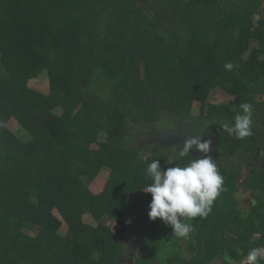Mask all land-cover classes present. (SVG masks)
<instances>
[{
  "label": "trees",
  "instance_id": "16d2710c",
  "mask_svg": "<svg viewBox=\"0 0 264 264\" xmlns=\"http://www.w3.org/2000/svg\"><path fill=\"white\" fill-rule=\"evenodd\" d=\"M263 3L0 0V264H210L221 255L230 256L221 264H232L261 247L264 23L252 26L248 16H259ZM252 38L259 45L236 66ZM42 71L47 93L27 85ZM216 89L228 96L224 117L209 101ZM243 102L252 105L253 123L251 135L237 138L219 122H234ZM164 113L188 125L172 140L176 154L188 135L211 140L208 155L224 177L211 212L187 221L186 238L147 214L119 238L109 225L84 221L120 203L131 208L151 183L153 158L169 166L166 153L143 159L140 147L129 145L153 134ZM12 117L29 140L6 126ZM102 168L107 184L94 193L89 186ZM239 180L254 192L248 212L234 196Z\"/></svg>",
  "mask_w": 264,
  "mask_h": 264
},
{
  "label": "clouds",
  "instance_id": "9594fccd",
  "mask_svg": "<svg viewBox=\"0 0 264 264\" xmlns=\"http://www.w3.org/2000/svg\"><path fill=\"white\" fill-rule=\"evenodd\" d=\"M224 67L231 70L233 66L227 63ZM239 109L234 122L220 121L219 127L237 138H245L251 135L253 108L250 103L243 102ZM202 135H188L176 155L168 157L167 160L163 159L171 167L162 168L161 158H153L146 169V176L151 183L141 188L151 194L148 218H159L171 226L178 238L188 237L192 225L187 221L197 216L206 217L223 191L224 177L213 157L208 155L211 151V140H202ZM193 149L202 155L193 156ZM190 156L186 163H182ZM261 247L251 248L241 258H244V264H261L264 260V250Z\"/></svg>",
  "mask_w": 264,
  "mask_h": 264
},
{
  "label": "rangeland",
  "instance_id": "374dc122",
  "mask_svg": "<svg viewBox=\"0 0 264 264\" xmlns=\"http://www.w3.org/2000/svg\"><path fill=\"white\" fill-rule=\"evenodd\" d=\"M244 15V13H243ZM248 22L250 25L254 26L258 22L264 23V3L260 7V15H251L248 16ZM32 31H34L33 28H30ZM250 48L249 50L241 56L238 61L236 62V66H239L244 59L247 57V55L250 52V49L252 47H256L259 45V41L257 39H250ZM215 44L213 40L208 41V45ZM27 85L31 88H34L35 90L47 93L49 90V82H48V75L46 71H42L37 77L30 78L27 82ZM228 96L222 93L220 90L216 89L211 92L209 101L212 105V109L214 111V114L220 117H224V106L222 103L223 99H226ZM260 97V96H259ZM193 111L192 114L196 115L198 112V104L196 102H193ZM167 115L162 114L163 117L158 120L156 123V131L153 134H145L143 137H139L137 141L130 140L129 145H133L136 147H140L141 149V155L142 158L145 159L147 156L153 154L155 151L158 153H166L168 157L176 155V150L178 149L179 145L172 141L173 139L176 140L180 138V133H183L184 127H187V122L181 124L177 123L176 119H174L171 114L166 113ZM168 116V117H167ZM171 116V118H169ZM169 118V119H168ZM6 126L21 140L27 141L31 137L30 132L23 127V125L16 119V117H12L8 120ZM105 136L102 134L101 139H104ZM143 142L144 145H141ZM96 146V144H92V147ZM156 148V149H155ZM261 157H264V154H261ZM172 165H169L167 167H171ZM242 170V176H245L247 173L246 168L244 167ZM246 170V171H245ZM244 172V173H243ZM107 174L108 170L106 168H102L97 176V178L93 181V183L90 184V189L92 191H101L105 185L107 184ZM241 181V180H240ZM238 184V183H237ZM241 182L239 183L240 186ZM98 186L99 188L95 189V186ZM238 186V187H239ZM139 200L135 201L133 206L131 208H128V206L124 204H117L116 206H113L111 209H109L106 213H104L102 216L97 218L96 220L93 219L90 215L86 214L84 215V221L90 224H94L97 222H102L106 225H109L113 231L115 232V235L117 238H119L120 233L126 232L125 234H129L127 231L130 227H132L133 224H136V221L148 213L149 208L148 205L151 201V197H148V192L142 191L139 193ZM28 229H26L29 234H34V228L27 226ZM62 234L66 233L67 228L66 226H62L59 230ZM222 258H226V255H221L218 257H215L210 264H221ZM123 264V263H121ZM125 264V263H124Z\"/></svg>",
  "mask_w": 264,
  "mask_h": 264
},
{
  "label": "crops",
  "instance_id": "0c3cea01",
  "mask_svg": "<svg viewBox=\"0 0 264 264\" xmlns=\"http://www.w3.org/2000/svg\"><path fill=\"white\" fill-rule=\"evenodd\" d=\"M245 166L242 167V169L244 168ZM246 170H247V167H245ZM245 170V171H246ZM244 171V170H242ZM241 171V173H242ZM244 173V172H243ZM247 174V173H246ZM99 177V176H98ZM97 178V177H96ZM95 178V179H96ZM94 179V180H95ZM93 180V181H94ZM93 181L91 183H93ZM241 182L240 186H239V183ZM239 187L238 189L234 192V196L236 197V199L238 200L239 204H238V207L243 210L244 212H248L251 208V205H253L255 203V199H254V192L251 188L249 189H245L242 185V180L238 181V184H237ZM99 188L97 185L95 186V189ZM103 190V189H102ZM101 190V191H102ZM101 191H93L94 193H99ZM245 226L247 227L248 226V221L246 220L244 222ZM227 259L230 258V256H226Z\"/></svg>",
  "mask_w": 264,
  "mask_h": 264
},
{
  "label": "built area",
  "instance_id": "2783aa9c",
  "mask_svg": "<svg viewBox=\"0 0 264 264\" xmlns=\"http://www.w3.org/2000/svg\"><path fill=\"white\" fill-rule=\"evenodd\" d=\"M262 250H264V244L263 246L261 247ZM232 264H244V258L239 260V261H234Z\"/></svg>",
  "mask_w": 264,
  "mask_h": 264
}]
</instances>
